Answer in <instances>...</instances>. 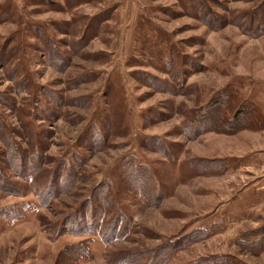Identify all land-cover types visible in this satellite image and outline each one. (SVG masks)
I'll return each mask as SVG.
<instances>
[{"label":"rangeland","instance_id":"374dc122","mask_svg":"<svg viewBox=\"0 0 264 264\" xmlns=\"http://www.w3.org/2000/svg\"><path fill=\"white\" fill-rule=\"evenodd\" d=\"M0 119V264H264V0H0Z\"/></svg>","mask_w":264,"mask_h":264},{"label":"trees","instance_id":"16d2710c","mask_svg":"<svg viewBox=\"0 0 264 264\" xmlns=\"http://www.w3.org/2000/svg\"><path fill=\"white\" fill-rule=\"evenodd\" d=\"M6 128H7L6 124L3 123L1 121V119H0V135H1L0 136V142H1L0 143V152H4L5 150H8V149L13 150L14 152H19V155L21 154L19 159H18V155L17 154L14 153L15 155H12V156H14V161L13 162L17 165V166L15 165L16 168L18 170H20V171L25 169L24 172L27 171L29 174H31V176H38V172H40V168H41L40 166H42L41 165V163H42V158H41L42 154L37 153L35 151L36 158L32 161L31 165L28 166L27 163H25V162L20 163L18 165L17 164L18 161L21 162L22 158H26V160H27V158H29L30 156H29V153H27V150H26L25 147L23 148V147L17 145L16 140L14 138H12L10 135H8V130ZM5 148H7V149H5ZM69 162L70 163L73 162L74 165H75V169H77L79 163H76L75 161H69ZM56 169L57 168L53 169V173L56 171ZM66 169H70V166H66ZM71 171H70V174H74V175L70 179V182L74 183L75 179H76L75 170H71ZM38 177H40V176H38ZM50 179H52V177ZM132 181L133 180L131 179L129 181V183H131ZM13 183L14 182H10L8 180V178L3 173H0V190L4 191L6 194L7 193L19 194L20 193V187L16 186V184L15 183L13 184ZM63 185H65V184L63 183ZM63 185L62 184L58 185V186H56L57 188L56 187H53V188L51 187L50 188L51 199L54 196L55 197L57 196V193L55 195V190L56 189L62 190V189H67L68 188V187H64ZM106 198H110V192L107 194ZM51 199H47V201H45L43 199V201H44L43 203H47ZM88 201H89V203H91V201H93V198L92 199L90 198V200H88ZM100 212H101V208H99V207L96 208V206L92 205V204H91V206H88V207H86L84 209L82 207H80V208L76 209L72 213V215H71L72 219H70L71 221H69L67 223H63V222L62 223L61 222L58 223L57 231H65V230L69 231L71 229L73 234H78L81 230H83V228H89L88 231H87L89 233L96 234V232L99 231V233L104 234V233L107 232V230H111L113 227H116V225H114L110 229V226H109V228L107 227L108 228L107 230L103 231V226L101 225L100 221H101V217H104V215L100 214ZM86 215H87V218L89 219L88 221L85 220ZM73 216H74V218H73ZM97 218H98V220H97ZM113 221H115V218L113 219ZM79 245L83 246L84 243L76 244L75 247H79ZM83 255L84 254H81V253L79 254L78 259H76V261H75V264L78 263L79 259L82 258Z\"/></svg>","mask_w":264,"mask_h":264}]
</instances>
